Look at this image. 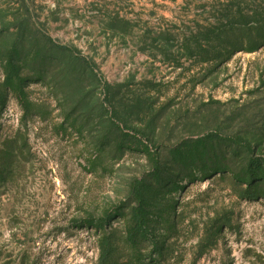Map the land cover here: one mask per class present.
Here are the masks:
<instances>
[{
  "label": "rangeland",
  "instance_id": "rangeland-1",
  "mask_svg": "<svg viewBox=\"0 0 264 264\" xmlns=\"http://www.w3.org/2000/svg\"><path fill=\"white\" fill-rule=\"evenodd\" d=\"M237 2L264 8L0 0V56L24 81L0 107V264H98L104 239L118 264H264L250 152L223 144L264 161V47L217 64L185 55ZM200 141L202 163L185 148ZM139 184L150 238L130 235Z\"/></svg>",
  "mask_w": 264,
  "mask_h": 264
},
{
  "label": "trees",
  "instance_id": "trees-1",
  "mask_svg": "<svg viewBox=\"0 0 264 264\" xmlns=\"http://www.w3.org/2000/svg\"><path fill=\"white\" fill-rule=\"evenodd\" d=\"M216 23L214 26L199 27L197 35L193 41L195 47L187 45L185 47V55L193 58L195 62L217 64L223 59H229L238 52L255 53L258 49L264 47V8L255 5V3H235L230 6H223L215 15ZM169 37L170 34H168ZM188 43V40L185 44ZM12 56H0V61L5 60L6 75L3 83L0 84V107L5 105V95L13 93L19 98L22 97L23 79L20 77V67L13 64ZM125 137L126 135H122ZM215 139H218L215 137ZM213 140V139H212ZM220 140V139H219ZM205 141L193 144L194 152L186 148L188 156L194 155L197 162H203V151L197 149L203 147ZM229 147L242 148L245 147L250 152L251 157L247 161L245 175L250 186L251 197L261 195L264 198V186H257V183H264V161L252 157V149L239 139H225L223 144ZM183 148L176 149L175 153L179 156V160H184ZM194 165V162H192ZM221 169V168H219ZM202 172V175L205 174ZM5 172L0 171V178ZM135 201L139 206L131 211L132 236H142L150 238L144 210L146 207L143 186L139 184L134 188ZM111 217L107 213L101 220L100 227L108 222ZM92 222H88L91 225ZM219 231V230H217ZM98 264H118L113 260V249L108 239H104L101 245V255Z\"/></svg>",
  "mask_w": 264,
  "mask_h": 264
}]
</instances>
